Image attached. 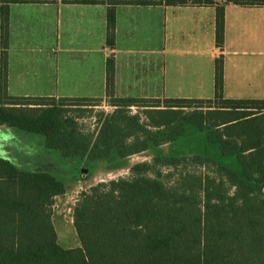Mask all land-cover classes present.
Instances as JSON below:
<instances>
[{
    "label": "trees",
    "instance_id": "1",
    "mask_svg": "<svg viewBox=\"0 0 264 264\" xmlns=\"http://www.w3.org/2000/svg\"><path fill=\"white\" fill-rule=\"evenodd\" d=\"M0 0V127L44 138L63 158L126 160L176 142L188 129L203 153L154 157L130 175L82 192L73 209L80 246L64 249L53 225L55 199L67 187L46 172L19 170L0 157V264H264V100L226 99L224 62L215 63L212 99L119 98L115 59L106 63L105 99L13 97L8 92L9 18ZM242 6L264 0H225ZM106 5L107 45H115L116 7L213 5L212 0H61ZM225 14L217 7L216 42ZM106 101L97 128L86 131L81 109ZM76 112L72 115L70 112Z\"/></svg>",
    "mask_w": 264,
    "mask_h": 264
},
{
    "label": "crops",
    "instance_id": "2",
    "mask_svg": "<svg viewBox=\"0 0 264 264\" xmlns=\"http://www.w3.org/2000/svg\"><path fill=\"white\" fill-rule=\"evenodd\" d=\"M212 1L118 6L113 48L107 45L106 5L13 4L8 92L105 99L106 63L114 56L119 98L212 99L215 63L223 58L224 97L264 100V5ZM217 7L225 14L222 47Z\"/></svg>",
    "mask_w": 264,
    "mask_h": 264
},
{
    "label": "rangeland",
    "instance_id": "3",
    "mask_svg": "<svg viewBox=\"0 0 264 264\" xmlns=\"http://www.w3.org/2000/svg\"><path fill=\"white\" fill-rule=\"evenodd\" d=\"M84 117L79 122L86 131L97 128L98 115L111 113L106 101L87 104ZM75 115L76 112L71 111ZM203 137L193 129L174 143L151 147L148 151L119 160L110 159L91 162L79 157L63 158L59 151L48 150L42 136L27 134L16 128L0 127V157L10 160L19 170L26 172H46L53 175L67 187V193L55 199L53 225L58 235V243L66 249L80 246V240L73 226V209L79 195L100 182H107L130 175V168L137 163L151 161L154 157H180L203 153Z\"/></svg>",
    "mask_w": 264,
    "mask_h": 264
}]
</instances>
